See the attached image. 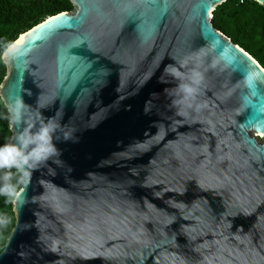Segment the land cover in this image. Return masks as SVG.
Instances as JSON below:
<instances>
[{"label":"water","instance_id":"water-1","mask_svg":"<svg viewBox=\"0 0 264 264\" xmlns=\"http://www.w3.org/2000/svg\"><path fill=\"white\" fill-rule=\"evenodd\" d=\"M70 1L3 60L5 107L27 106L10 141L51 120L59 156L0 264H264V68L214 26L227 0Z\"/></svg>","mask_w":264,"mask_h":264},{"label":"trees","instance_id":"trees-1","mask_svg":"<svg viewBox=\"0 0 264 264\" xmlns=\"http://www.w3.org/2000/svg\"><path fill=\"white\" fill-rule=\"evenodd\" d=\"M70 0H0V44L15 41L21 34L61 12L72 11ZM214 26L227 35L245 51L250 53L264 68V6L255 0H227L213 11ZM7 69L0 60V85ZM9 113L0 97V145L11 138ZM5 170L0 169V183ZM10 181L17 191L22 183H17L15 169ZM0 215L6 216L9 223L0 228V253L15 226L13 202L0 195Z\"/></svg>","mask_w":264,"mask_h":264},{"label":"clouds","instance_id":"clouds-1","mask_svg":"<svg viewBox=\"0 0 264 264\" xmlns=\"http://www.w3.org/2000/svg\"><path fill=\"white\" fill-rule=\"evenodd\" d=\"M19 40L7 41L0 44V60H7L18 50ZM176 78H182L183 74L175 67L166 69ZM197 82L192 80L188 83L178 85L179 92L183 98L191 100L197 91ZM191 106V105H189ZM27 106L21 97L15 98L11 104L7 105V112L10 113L9 126L14 127L23 123ZM56 124L49 120L41 122L35 132L32 131V125L24 127L20 133L7 143L0 145V169L3 172L0 183V195L4 196L10 202L16 203L19 192L15 186L10 183L13 173L11 169L16 170L17 183H26L31 176V170L41 161H47L52 156H59V152L52 144V134L56 130ZM70 134H65V139H69ZM6 216L0 215V228L6 227L9 223Z\"/></svg>","mask_w":264,"mask_h":264}]
</instances>
